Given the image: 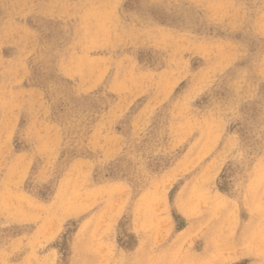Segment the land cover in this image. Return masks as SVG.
I'll return each mask as SVG.
<instances>
[{
  "label": "rangeland",
  "instance_id": "374dc122",
  "mask_svg": "<svg viewBox=\"0 0 264 264\" xmlns=\"http://www.w3.org/2000/svg\"><path fill=\"white\" fill-rule=\"evenodd\" d=\"M211 1L0 0V264H264V0Z\"/></svg>",
  "mask_w": 264,
  "mask_h": 264
},
{
  "label": "bare ground",
  "instance_id": "6f19581e",
  "mask_svg": "<svg viewBox=\"0 0 264 264\" xmlns=\"http://www.w3.org/2000/svg\"><path fill=\"white\" fill-rule=\"evenodd\" d=\"M191 0H189V2H190ZM196 1V0H195ZM198 1V0H197ZM200 1V0H199ZM211 1V0H210ZM224 1H226V0H224ZM180 2V1H179ZM193 2V1H192ZM206 2H207V0H206ZM209 2V1H208ZM212 2V1H211ZM32 3V2H31ZM198 3V2H197ZM201 2H199V4H200ZM214 3V2H213ZM227 3V2H226ZM129 4V3H128ZM182 4H183V2H182ZM202 4V3H201ZM200 4V5H201ZM210 4V3H209ZM212 4V3H211ZM217 4V3H216ZM12 5V4H11ZM26 5V4H25ZM29 5V4H28ZM198 5V4H197ZM200 5H198V6H200ZM167 6V5H166ZM203 6V5H202ZM206 6H207V3H206ZM210 6V5H209ZM25 7V6H24ZM55 7V6H54ZM138 7V6H137ZM184 7V6H183ZM186 7V6H185ZM189 7V6H188ZM199 8V7H198ZM204 8V7H203ZM31 9V8H30ZM190 9V8H189ZM200 9V8H199ZM74 10H76V9H74ZM247 10V9H246ZM192 11V10H191ZM243 11V10H242ZM248 11V10H247ZM55 12V11H54ZM247 13V12H246ZM137 14V13H136ZM179 14V13H178ZM186 14V13H185ZM245 14V13H244ZM189 16V15H188ZM193 16V15H192ZM249 16V15H248ZM190 17V16H189ZM247 17V16H246ZM245 17V18H246ZM194 18V17H193ZM22 19V18H21ZM173 19V18H172ZM242 19H243V16H242ZM174 20V19H173ZM190 20V19H189ZM188 20V21H189ZM193 21H195V20H193ZM197 21H199V20H197ZM240 21V20H239ZM162 23V22H161ZM240 23V22H239ZM192 24V23H191ZM194 24V23H193ZM37 26V25H36ZM241 26V25H240ZM176 27V26H175ZM93 29V28H92ZM263 30V29H262ZM42 35V34H41ZM15 38V37H14ZM1 40V39H0ZM28 40V39H27ZM152 41V40H151ZM30 44V43H29ZM124 44V43H123ZM31 45V44H30ZM119 46V45H118ZM28 48V47H27ZM98 48V47H97ZM96 49V48H95ZM110 49V48H109ZM246 50V49H245ZM114 51V50H113ZM103 52V51H102ZM140 52V51H139ZM2 53V52H1ZM141 53V52H140ZM3 54V53H2ZM237 55H238V53H237ZM6 56V55H5ZM229 56V55H228ZM244 56V55H243ZM6 57H8V56H6ZM233 57H234V55H233ZM236 58H233V60H235ZM124 60V59H123ZM133 60V59H132ZM23 61V60H22ZM225 61H227V60H225ZM132 62V61H131ZM234 62V61H233ZM101 63V62H100ZM225 63V62H224ZM223 63V64H224ZM231 63H232V60H231ZM110 64V63H109ZM235 64V63H234ZM106 65H107V63H106ZM232 65V64H231ZM101 66V65H100ZM238 67H239V65H238ZM100 68H102V67H100ZM235 68H236V66H235ZM217 69H218V67H217ZM216 69V70H217ZM222 69V68H221ZM220 69V70H221ZM222 71V70H221ZM219 72V71H218ZM223 74V73H222ZM231 74V73H230ZM19 75V74H18ZM213 76H214V74H213ZM93 77V76H92ZM218 78V77H217ZM263 78V77H262ZM29 79V78H28ZM212 79V78H211ZM213 79H215V78H213ZM205 80V79H204ZM209 81V80H208ZM128 82V81H127ZM200 82V81H199ZM202 82V81H201ZM212 82V81H211ZM255 82V81H254ZM38 83H40V81L38 82ZM87 83V82H86ZM34 84V83H33ZM201 84V83H200ZM208 84V83H207ZM32 85V84H31ZM36 85V84H35ZM37 86V85H36ZM206 86V85H205ZM31 87H33V86H31ZM138 87V86H137ZM54 88V87H53ZM148 88V87H147ZM203 88V87H202ZM201 88V89H202ZM44 89V88H43ZM135 89V88H134ZM198 89H200V88H198ZM133 90V89H132ZM138 90V89H137ZM196 90H197V88H196ZM256 90V89H255ZM48 91V90H47ZM136 91V90H135ZM141 91V90H140ZM190 91V90H189ZM232 91V90H231ZM250 91V90H249ZM191 92V91H190ZM239 93V92H238ZM258 93V92H257ZM260 93V92H259ZM47 94V93H46ZM53 94V93H52ZM135 94H137L136 92H135ZM141 94V93H140ZM192 94V93H191ZM37 95V94H36ZM253 95V94H252ZM258 95V94H257ZM133 96V95H132ZM247 97V96H246ZM259 97V96H258ZM241 99V98H240ZM235 100H237V99H235ZM125 102V101H124ZM225 102V101H224ZM238 102V101H237ZM126 103H127V101H126ZM221 103V102H220ZM45 104V103H44ZM230 104V103H229ZM238 104V103H237ZM125 105V104H124ZM150 107V106H149ZM230 107V106H229ZM123 109V108H122ZM189 109V108H188ZM236 109H238V107L236 108ZM226 110V109H225ZM217 111H218V109H217ZM221 112H223V111H221ZM229 112V111H228ZM216 113H218V112H216ZM226 113H227V111H226ZM234 113V112H233ZM238 113V112H237ZM185 114V113H184ZM16 115V114H15ZM41 115V114H40ZM51 115V114H50ZM229 115V114H228ZM12 116H13V114H12ZM68 116V115H67ZM150 116V115H149ZM10 117V116H9ZM58 117V116H57ZM226 118H227V116H226ZM10 119H12V118H10ZM68 119V118H67ZM51 120V119H50ZM224 122V121H223ZM220 124V123H219ZM225 124V123H224ZM75 125V124H74ZM221 125H222V123H221ZM79 126V125H78ZM219 126V125H218ZM74 127V126H73ZM223 127V126H222ZM219 128V127H218ZM221 129V128H220ZM63 133H64V131H63ZM135 134H137V133H135ZM3 136V135H2ZM13 137V136H12ZM225 137V136H224ZM14 138V137H13ZM133 138V137H132ZM84 139V138H83ZM140 139V138H139ZM223 140V139H222ZM225 141V140H224ZM234 141V140H233ZM236 141V140H235ZM12 142V141H11ZM239 142V141H238ZM224 143V142H223ZM226 143V142H225ZM243 143V142H242ZM195 144V143H194ZM234 144V143H233ZM229 145V144H228ZM217 146V145H216ZM231 146V145H230ZM229 146V147H230ZM233 146V145H232ZM238 146V145H237ZM236 146V147H237ZM222 147H223V145H222ZM242 147V146H241ZM240 147V148H241ZM228 148V147H227ZM231 148V147H230ZM237 148H239V147H237ZM7 149H8V147H7ZM159 149H160V147H159ZM216 149V148H215ZM214 149V150H215ZM226 149V148H225ZM2 150V149H1ZM238 150V149H237ZM240 150V149H239ZM223 152H224V150H223ZM241 154V153H240ZM221 155V154H220ZM224 155V154H223ZM172 172V171H171ZM151 177V176H150ZM249 189H250V187H249ZM13 192V191H12ZM243 195V194H242ZM251 195V194H250ZM36 203V202H35Z\"/></svg>",
  "mask_w": 264,
  "mask_h": 264
}]
</instances>
